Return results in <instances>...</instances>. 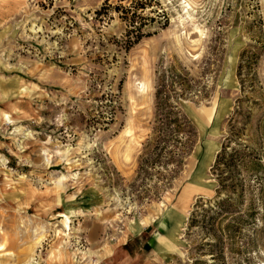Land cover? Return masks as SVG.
<instances>
[{"label": "rangeland", "instance_id": "rangeland-1", "mask_svg": "<svg viewBox=\"0 0 264 264\" xmlns=\"http://www.w3.org/2000/svg\"><path fill=\"white\" fill-rule=\"evenodd\" d=\"M104 1L0 0V264H264V168L218 256L188 227L237 107L264 166V0H152L128 50L135 2ZM161 86L198 131L170 185L137 176Z\"/></svg>", "mask_w": 264, "mask_h": 264}, {"label": "trees", "instance_id": "trees-1", "mask_svg": "<svg viewBox=\"0 0 264 264\" xmlns=\"http://www.w3.org/2000/svg\"><path fill=\"white\" fill-rule=\"evenodd\" d=\"M107 1L105 0L104 3ZM133 1L135 3L131 6L135 11L131 12L129 8L124 10L126 15L131 13L129 20H127L128 28L123 41L125 50H128L143 36L141 32L143 23L139 20L142 16L137 14L136 10H144L152 0ZM104 3L95 10L96 17L104 14ZM241 64L239 67L242 66ZM241 101L242 99H239L238 102ZM239 114H241V110L237 107L228 118V125L231 127L210 168L217 183L215 195L210 199L198 200L188 218V227L197 222L209 223L212 228L211 234L215 235V238L211 239V242L206 241L205 244L209 246V254L212 258L218 256L222 248L221 237L215 234V230L222 224L229 230L235 224L247 222L245 216H252L251 213H240L239 206L243 203V190L245 188L243 179L239 177V172L245 171L249 174L258 175L264 168L261 158L252 149L246 146L241 148L236 145V142L232 143V138L238 137L244 128L237 127V123L244 124L237 121L236 118ZM197 140L198 131L194 123L181 112L176 101H170V95H166L162 86L157 87L155 91L154 125L149 138L144 142L145 151L140 156L137 176H145L152 170L157 174L155 180L157 184L160 181L163 185H170L182 170L185 159L193 151ZM242 210L244 212V209ZM247 210H251V207H248Z\"/></svg>", "mask_w": 264, "mask_h": 264}, {"label": "bare ground", "instance_id": "bare-ground-1", "mask_svg": "<svg viewBox=\"0 0 264 264\" xmlns=\"http://www.w3.org/2000/svg\"><path fill=\"white\" fill-rule=\"evenodd\" d=\"M141 84H144L143 82ZM142 88V86H140ZM144 90V89H143Z\"/></svg>", "mask_w": 264, "mask_h": 264}]
</instances>
